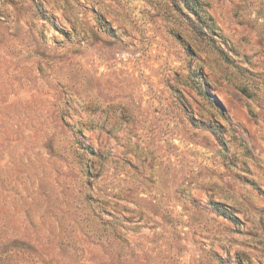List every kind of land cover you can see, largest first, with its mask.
Wrapping results in <instances>:
<instances>
[{
  "label": "rangeland",
  "instance_id": "obj_1",
  "mask_svg": "<svg viewBox=\"0 0 264 264\" xmlns=\"http://www.w3.org/2000/svg\"><path fill=\"white\" fill-rule=\"evenodd\" d=\"M187 1L197 15L185 0H0V264H264V218L229 219L241 203L254 221L264 0H232L239 24ZM68 92L103 148L127 120L120 156L76 148L93 126L65 122ZM168 180L207 187L176 216Z\"/></svg>",
  "mask_w": 264,
  "mask_h": 264
},
{
  "label": "crops",
  "instance_id": "obj_2",
  "mask_svg": "<svg viewBox=\"0 0 264 264\" xmlns=\"http://www.w3.org/2000/svg\"><path fill=\"white\" fill-rule=\"evenodd\" d=\"M208 2V16L211 19V24H239L238 20L234 18L232 10L230 9L229 5L232 0H205ZM210 13V14H209ZM214 22V23H213ZM261 135V136H260ZM256 134L255 136L258 137L261 140H258L262 143V147L257 149L256 151L259 153L258 157L261 159L260 165L256 168L255 174H254V180H249L250 184L256 188L254 191L256 192V196L254 197L255 203L254 205L251 203L249 206L251 217L254 218L253 222H247L245 220L246 213L243 211L242 204H237L235 206V214L232 216L234 220L230 219L233 223H235V227L243 228L245 230L250 231H261V225L259 223L260 218H264V130L263 134ZM263 139V140H262ZM257 142V139L254 140ZM256 144V143H255ZM147 150V149H146ZM139 151L142 153L141 159L144 160L147 158L148 153L147 151L144 152L140 147ZM159 163H156L155 165H150L149 169L146 168V165L144 164V169L149 170L150 173H156ZM243 181V180H239ZM162 180L159 178L154 177L153 183L155 185L160 184ZM179 180H168V183L170 186L174 187V213L175 215H179L178 208L182 206L183 203L191 206L190 203V195L194 197H202L204 190H206L207 180H192L189 182L188 180H185L184 184L181 186L178 184ZM204 184V186H203ZM180 185V186H179ZM259 191V192H258ZM258 193V195H257ZM186 219H189V214L183 215Z\"/></svg>",
  "mask_w": 264,
  "mask_h": 264
},
{
  "label": "built area",
  "instance_id": "obj_3",
  "mask_svg": "<svg viewBox=\"0 0 264 264\" xmlns=\"http://www.w3.org/2000/svg\"><path fill=\"white\" fill-rule=\"evenodd\" d=\"M62 114L64 115L63 118L67 124L70 126H74L77 116H85L86 119L90 121V125L93 126L92 128H86L82 130L81 132H78L76 135V148L84 152L87 150V147H90L93 151H98L99 149H104L105 151L111 152L113 156H120V150L127 142V139H130L131 142L134 141V137L127 136V120H122L120 123V131L117 133L119 137H121V142L119 145L115 144V142H110L105 148H103V144L99 146L100 142L98 138L100 135L97 132V129L95 127V119L97 116L95 114L87 113L81 104V102L76 98L75 94L72 92H68L65 95L64 103L61 106ZM113 141V140H112ZM139 147L146 152L145 144L142 142L139 143ZM131 156V155H130Z\"/></svg>",
  "mask_w": 264,
  "mask_h": 264
},
{
  "label": "trees",
  "instance_id": "obj_4",
  "mask_svg": "<svg viewBox=\"0 0 264 264\" xmlns=\"http://www.w3.org/2000/svg\"><path fill=\"white\" fill-rule=\"evenodd\" d=\"M185 2H186L185 5L188 7V9H189L193 14L197 15V12H196L195 8L190 7L189 4H188V1H187V0H185ZM193 2H194V4H195L196 6H197V5H200V3H199L197 0H193ZM229 218L235 221V219H234L232 216H229Z\"/></svg>",
  "mask_w": 264,
  "mask_h": 264
}]
</instances>
